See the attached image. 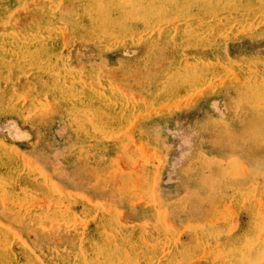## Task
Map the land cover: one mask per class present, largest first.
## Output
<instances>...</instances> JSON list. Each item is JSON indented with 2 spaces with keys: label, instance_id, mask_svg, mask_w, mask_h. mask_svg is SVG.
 Returning <instances> with one entry per match:
<instances>
[{
  "label": "rangeland",
  "instance_id": "rangeland-1",
  "mask_svg": "<svg viewBox=\"0 0 264 264\" xmlns=\"http://www.w3.org/2000/svg\"><path fill=\"white\" fill-rule=\"evenodd\" d=\"M0 264H264V0H0Z\"/></svg>",
  "mask_w": 264,
  "mask_h": 264
},
{
  "label": "bare ground",
  "instance_id": "bare-ground-1",
  "mask_svg": "<svg viewBox=\"0 0 264 264\" xmlns=\"http://www.w3.org/2000/svg\"><path fill=\"white\" fill-rule=\"evenodd\" d=\"M89 20V19H88ZM101 27V26H100ZM97 28V27H96ZM103 28V27H102ZM105 29V28H104ZM94 30H96V29H94ZM106 30V29H105ZM98 31V30H97Z\"/></svg>",
  "mask_w": 264,
  "mask_h": 264
}]
</instances>
